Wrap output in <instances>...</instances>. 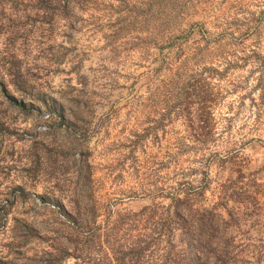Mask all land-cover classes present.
<instances>
[{"label":"rangeland","instance_id":"374dc122","mask_svg":"<svg viewBox=\"0 0 264 264\" xmlns=\"http://www.w3.org/2000/svg\"><path fill=\"white\" fill-rule=\"evenodd\" d=\"M0 264H264V0H0Z\"/></svg>","mask_w":264,"mask_h":264}]
</instances>
